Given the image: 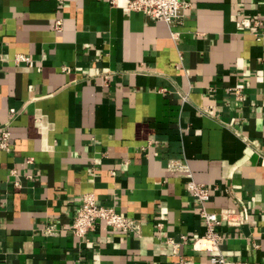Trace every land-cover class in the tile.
<instances>
[{
  "label": "crops",
  "instance_id": "crops-1",
  "mask_svg": "<svg viewBox=\"0 0 264 264\" xmlns=\"http://www.w3.org/2000/svg\"><path fill=\"white\" fill-rule=\"evenodd\" d=\"M185 1L168 26L128 0H0V264H264V0ZM182 168L243 213L218 251L192 247ZM88 192L140 233L72 236Z\"/></svg>",
  "mask_w": 264,
  "mask_h": 264
},
{
  "label": "built area",
  "instance_id": "built-area-1",
  "mask_svg": "<svg viewBox=\"0 0 264 264\" xmlns=\"http://www.w3.org/2000/svg\"><path fill=\"white\" fill-rule=\"evenodd\" d=\"M110 2L113 3L114 0H110ZM188 6L189 3L185 0H128L127 4L129 9L140 11L149 19L163 21L168 26L179 23L183 18V9ZM59 26L60 21L56 20L54 27L58 29ZM14 59L16 62H28L30 60L29 57L23 54L15 55ZM63 69H67V67L63 66ZM237 96L240 98L239 91H237ZM9 139L10 133L8 127L4 126L0 132L1 149H9ZM30 161L31 160H28V162ZM168 168L171 170L180 169L173 163H169ZM182 170L186 172V176L188 177L186 189L199 203L200 215L204 218L205 224L203 235L193 238L192 247L196 249L218 251L221 235L215 229L217 223L225 221L228 225L237 226L244 220L243 213L242 211H236L234 207H226L218 212L208 211L204 203L210 198L211 188L191 179L188 169L182 168ZM15 184L18 185L19 182L16 181ZM96 221H102L105 225L112 228L140 233L141 224L138 219L121 214L112 206L98 202L94 193H84L81 196L80 205L74 214L71 224L70 232L72 236L84 238L89 231L94 230ZM155 224L157 229H161L163 226L161 221H157ZM181 241L183 243L187 241L185 235H181ZM166 242L172 246V250L175 253L177 243L171 238H167ZM210 261L217 264H240L239 262L226 261L221 255H212ZM179 264H186V262L180 260Z\"/></svg>",
  "mask_w": 264,
  "mask_h": 264
}]
</instances>
